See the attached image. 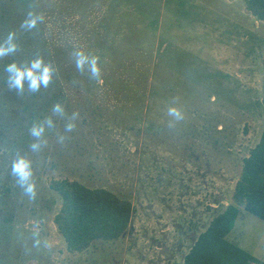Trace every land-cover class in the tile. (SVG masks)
I'll list each match as a JSON object with an SVG mask.
<instances>
[{
  "label": "rangeland",
  "instance_id": "374dc122",
  "mask_svg": "<svg viewBox=\"0 0 264 264\" xmlns=\"http://www.w3.org/2000/svg\"><path fill=\"white\" fill-rule=\"evenodd\" d=\"M30 7L45 19L25 31ZM13 30L20 50L0 60V75L37 54L57 74L34 94L0 83V264H183L232 202L264 131V23L245 0H0V39ZM74 48L100 57L102 85L77 71ZM61 90L65 118H54L47 145L33 153L29 129L51 115ZM171 106L185 118L169 128ZM73 112L76 128L66 133ZM18 155L32 160L35 200L10 174ZM62 179L129 200L126 235L70 253L50 186ZM231 239L264 263L263 221L245 214Z\"/></svg>",
  "mask_w": 264,
  "mask_h": 264
},
{
  "label": "trees",
  "instance_id": "16d2710c",
  "mask_svg": "<svg viewBox=\"0 0 264 264\" xmlns=\"http://www.w3.org/2000/svg\"><path fill=\"white\" fill-rule=\"evenodd\" d=\"M245 7L264 23V0H245ZM6 75L5 72L0 75V83L7 87ZM262 92L264 96V78ZM54 99L62 103L69 99V94L61 90L54 94ZM50 186L62 200L54 222L70 253H85L96 242L119 241L128 232L134 213L129 200L109 189L89 188L70 179L54 180ZM245 214L264 222V131L259 143L244 159L232 202L215 215L183 264H264L231 239Z\"/></svg>",
  "mask_w": 264,
  "mask_h": 264
},
{
  "label": "clouds",
  "instance_id": "9594fccd",
  "mask_svg": "<svg viewBox=\"0 0 264 264\" xmlns=\"http://www.w3.org/2000/svg\"><path fill=\"white\" fill-rule=\"evenodd\" d=\"M44 15L38 13L33 8L25 14L20 28L25 31L36 29L38 25L44 22ZM20 50L18 34L16 31H9L6 36L0 39V60L5 57L15 56ZM77 71L81 74L87 73L89 78L102 85V68L100 66V57L86 52L82 48H74L71 52ZM4 72L6 83L9 90H13L17 95H23L27 90L28 93H37L41 88L47 89L57 74V68L52 62L46 61L43 56L37 54L29 60L16 62L13 60L8 63ZM66 115L65 107L62 103L57 102L52 106L51 115L43 120L35 122L29 129V134L33 138L30 144V150L33 153H39L46 145V131L55 128L54 118L64 119ZM167 116L171 118L168 127L172 128L175 123L184 120L183 111L171 106L167 109ZM79 118V112H73L64 125V131L70 133L76 128V121ZM65 136H59L58 142L63 143ZM16 180L17 185L22 189L24 195L30 200H35L37 196V185L34 180V171L32 160L27 156L18 155L11 163V173ZM34 234L33 246L39 247L40 240Z\"/></svg>",
  "mask_w": 264,
  "mask_h": 264
}]
</instances>
